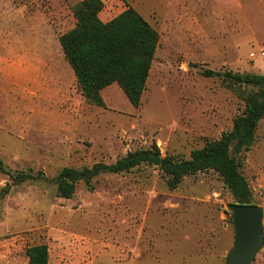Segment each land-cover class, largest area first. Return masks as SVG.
<instances>
[{
	"label": "rangeland",
	"instance_id": "374dc122",
	"mask_svg": "<svg viewBox=\"0 0 264 264\" xmlns=\"http://www.w3.org/2000/svg\"><path fill=\"white\" fill-rule=\"evenodd\" d=\"M81 1L0 0V159L11 173L53 180L154 143L189 157L232 128L244 88L201 70L264 74V0H103L102 20L133 6L160 33L138 108L116 82L103 105L83 95L59 41ZM238 159L264 209V118ZM8 182L0 170V264H28L38 243L50 264H225L235 241L233 196L212 169L170 189L142 164L81 182L71 198L43 180L3 193ZM251 264H264V245Z\"/></svg>",
	"mask_w": 264,
	"mask_h": 264
},
{
	"label": "trees",
	"instance_id": "16d2710c",
	"mask_svg": "<svg viewBox=\"0 0 264 264\" xmlns=\"http://www.w3.org/2000/svg\"><path fill=\"white\" fill-rule=\"evenodd\" d=\"M103 0H82L74 8L76 26L60 35L65 58L70 63L83 95L92 103L103 105L102 90L118 83L130 101L140 106L143 92L160 41L159 31L133 6L108 21L100 17ZM201 74L219 77L234 88H244L245 107L230 130L219 138L207 139L195 148L189 157L163 154L157 144L129 151L115 162H97L90 167H64L55 179L44 172L11 173L0 159V170L10 175L3 193L26 181H52L60 196L71 198L77 186L84 182L93 188V179L101 173H123L142 164L159 168L170 189L183 179L208 170H214L223 179L235 204H257L247 177L241 169L238 156L251 149L261 120L264 118V74L235 72L232 69L204 68ZM233 218V210H232ZM28 264H50L49 246L38 243L27 248Z\"/></svg>",
	"mask_w": 264,
	"mask_h": 264
},
{
	"label": "water",
	"instance_id": "95a60500",
	"mask_svg": "<svg viewBox=\"0 0 264 264\" xmlns=\"http://www.w3.org/2000/svg\"><path fill=\"white\" fill-rule=\"evenodd\" d=\"M232 210L236 235L225 264H251L264 245V209L258 204H235Z\"/></svg>",
	"mask_w": 264,
	"mask_h": 264
},
{
	"label": "crops",
	"instance_id": "0c3cea01",
	"mask_svg": "<svg viewBox=\"0 0 264 264\" xmlns=\"http://www.w3.org/2000/svg\"><path fill=\"white\" fill-rule=\"evenodd\" d=\"M227 2H228V3H231V0H228ZM241 3H243V2H238V4H241Z\"/></svg>",
	"mask_w": 264,
	"mask_h": 264
},
{
	"label": "built area",
	"instance_id": "2783aa9c",
	"mask_svg": "<svg viewBox=\"0 0 264 264\" xmlns=\"http://www.w3.org/2000/svg\"><path fill=\"white\" fill-rule=\"evenodd\" d=\"M263 54H264V50H263Z\"/></svg>",
	"mask_w": 264,
	"mask_h": 264
}]
</instances>
